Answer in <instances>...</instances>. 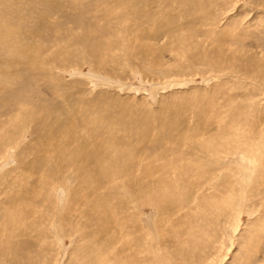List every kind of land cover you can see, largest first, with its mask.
Masks as SVG:
<instances>
[{
	"label": "rangeland",
	"instance_id": "obj_1",
	"mask_svg": "<svg viewBox=\"0 0 264 264\" xmlns=\"http://www.w3.org/2000/svg\"><path fill=\"white\" fill-rule=\"evenodd\" d=\"M13 1L0 0V47L20 42L9 21L28 1ZM36 1L90 5L82 19L75 16L79 24L92 21L85 35L101 33L103 48L89 58L76 45L82 24L62 16L66 8L62 15L53 9L46 23L55 36L35 44L44 52L42 78L26 75L25 82L32 104L41 99L45 110H59L44 113L42 139L15 132L17 141L0 155V264H264V0ZM145 42L159 46V55ZM7 60L0 52V75L7 68L13 77L23 63ZM14 111L20 126L24 117ZM86 139L107 150L102 158L115 168L107 178L92 166L93 174L77 180L63 159L49 161L56 149L66 153ZM48 141L53 147H40L50 153L47 165L34 168L43 156L35 145ZM209 141L215 150L195 147ZM195 161L202 163L193 168ZM56 165L53 176L45 172ZM25 203L34 205L35 220L13 211ZM15 213L20 228L11 223L19 230L9 231L5 220Z\"/></svg>",
	"mask_w": 264,
	"mask_h": 264
},
{
	"label": "bare ground",
	"instance_id": "obj_2",
	"mask_svg": "<svg viewBox=\"0 0 264 264\" xmlns=\"http://www.w3.org/2000/svg\"><path fill=\"white\" fill-rule=\"evenodd\" d=\"M15 1V5L21 1H26V0H14ZM13 1V2H14ZM28 1V4H27V7L25 9H22V8H15L16 10V19L15 21L14 20H11L9 21V25H17L18 28H19V34H16L14 37L16 39H19L20 38V42L18 43H10V44H5L4 46L0 47V52H5L6 54H8L9 58L10 59H13L12 61L8 62L9 60H7L8 63H18V65H20V63H23L21 66H20V69L17 70L15 69L12 70L13 73L15 74L13 77L11 76L10 73H8V69L5 71V70H2L3 72H5V74H1L0 75V94L1 92L3 93L2 95H4V93H6V96H4L5 100L6 101H3L6 106V108L0 112V116L2 115H5L7 117V121L4 120V125L1 127L0 125V150L3 151V153L0 152V155L3 154L5 155V151L7 149L8 146H11L13 145L17 139L14 137L15 135V132L19 133V137H22L23 138V132L26 133L27 135V132H29V134L31 135V137L33 136L34 137V140L35 141H38V139H42V135L44 134L43 131L46 129V127L48 126V118L44 115L45 114H50L52 115L53 111L57 112L59 109L55 108L54 106L51 108V110H45V108L48 107L47 103L46 102H43V100L39 99V101H37V103L35 102L34 104H32V98L30 97H27L26 94L27 92H30L31 88L29 86H26L27 83L25 82V78L26 75L28 77L31 76V78L35 79L36 80V76L38 75H42V72L38 66L43 62L42 60V52L40 49L38 51V45H35V44H42V39L44 40H47V41H51V38H52V34H54V29L53 31H51L52 27L51 25L47 24L46 21L47 19L50 17V15H52V11L53 9L55 8L54 6H52L53 4L52 3H45L44 1H39L37 2L36 0H27ZM89 1V0H88ZM85 2V1H84ZM91 2V1H90ZM117 4V3H116ZM44 6H46L45 8H43ZM90 5H85V4H80V6H77V5H71V3H67L65 5H62L60 6L59 8H55L54 11L57 12V10L59 11V14L62 13V11L64 10V8H66V11L68 12V16L67 15H62L64 16L65 18L69 19L72 21V23L74 24L75 27H79L81 24V28L80 30H83V35H82V38L79 37L80 40L77 41L76 45H79V47L81 48H84V51L85 53L89 54V58H91L92 60L98 56H100L102 53V46H101V49L99 47V45H101V40L100 38H102V36L100 37L101 33H99V35L96 37H93L91 38V35L87 36L85 35L86 32H88L89 30V25L92 24V21L90 22V24H79V19H82V14L86 11H88V7ZM93 6V5H91ZM101 6V5H100ZM99 6V7H100ZM120 7V5H119ZM98 8V7H97ZM104 8V7H103ZM13 10V9H12ZM72 10H75L76 13H73ZM94 10V9H93ZM9 12V11H8ZM51 13V14H50ZM58 13V12H57ZM56 13V14H57ZM75 15H78L79 19L75 16ZM119 17V16H118ZM168 17V16H167ZM162 18V17H161ZM169 18V17H168ZM167 19V18H166ZM171 19V18H170ZM112 20V19H111ZM147 20V18H146ZM164 20V19H163ZM139 21V20H138ZM165 21V20H164ZM167 21V20H166ZM165 21V22H166ZM175 21V19H174ZM168 22V21H167ZM166 22V24H167ZM109 23V22H108ZM46 24V29L47 30H44L43 29V26ZM76 24H79V25H76ZM95 24V23H94ZM157 24V22L155 23ZM173 24V23H172ZM171 24V25H172ZM107 25V24H106ZM158 25V24H157ZM160 25V24H159ZM91 26H94V25H91ZM55 27V26H54ZM75 27L73 29H75ZM51 28V29H50ZM156 28V26H155ZM171 28V27H170ZM109 29V28H108ZM60 30V29H59ZM145 30V29H144ZM161 29H159L158 31H155V30H151V34H154L156 35L157 32L158 33H161L160 32ZM167 30H169L167 28ZM101 32H104V31H107L106 29V26L104 27H101L100 29ZM99 31V32H100ZM173 31V30H172ZM148 32V30L146 31ZM166 32V31H165ZM50 33V34H49ZM65 33V32H64ZM90 33V32H89ZM88 33V34H89ZM109 33V32H108ZM47 34H49L47 36ZM56 34V33H55ZM54 34V36H55ZM145 35H149L148 33H144ZM144 35V36H145ZM173 36V35H172ZM100 37V38H99ZM104 38V37H103ZM102 38V40H104ZM175 39V38H174ZM72 40V39H71ZM122 40V39H121ZM155 40V39H154ZM178 40V38L176 39ZM143 40H141L142 42ZM145 41V40H144ZM44 42V41H43ZM149 43V42H148ZM148 43H144L145 45V49L150 51L151 49L154 48L153 52H155L156 54L159 55V50L160 48L158 49L159 46H157V48H155V46L153 47L152 44H148ZM155 43V42H153ZM53 45V44H51ZM113 45V43H112ZM156 45V44H155ZM56 46V45H54ZM66 46V45H65ZM148 47V48H147ZM153 47V48H152ZM25 48V49H23ZM41 48V47H40ZM88 48V49H87ZM46 50V49H45ZM41 51V52H40ZM98 51V54L96 53ZM39 52V54L37 55H40L41 58H39L37 55H35V53ZM46 52V51H45ZM151 52V51H150ZM30 53V55H29ZM51 56V55H50ZM114 56V55H113ZM157 56V55H156ZM159 58V57H158ZM98 60H100V58H97V61L96 63L98 62ZM7 63V64H8ZM155 63V62H154ZM5 64V66L7 65ZM156 64V63H155ZM3 65V64H2ZM13 65V64H12ZM16 64V66H18ZM27 65V66H26ZM98 65V64H97ZM96 65V66H97ZM154 65V64H153ZM4 66V67H5ZM25 66V67H24ZM49 66V65H48ZM3 67V68H4ZM42 67V66H41ZM53 68V67H52ZM0 70H1V66H0ZM10 70V69H9ZM10 72V71H9ZM47 73V72H46ZM52 74V73H51ZM13 75V74H12ZM41 75L39 77H41ZM44 75V74H43ZM53 75V74H52ZM54 76V75H53ZM38 77V78H39ZM42 78V77H41ZM14 86V87H12ZM26 86V87H25ZM16 87V88H15ZM15 88V89H13ZM21 88V89H20ZM27 88V89H25ZM16 89H20L18 94L17 93H14L12 95V92L13 90H16ZM29 89V90H28ZM24 91V94L21 95V92ZM7 93L10 94V97H7ZM1 95V97H2ZM9 96V95H8ZM30 103V106L28 108H22V104L24 103ZM39 102V103H38ZM2 103V102H1ZM69 103V102H68ZM101 103V102H100ZM56 105V104H55ZM70 106V105H69ZM71 111L72 113L74 114L76 111H75V102L71 103ZM77 109V108H76ZM13 110H16L15 113H17V116H20V115H23L24 119L22 118L23 120V124L22 125H18L20 123L17 124V118L16 116L14 115V117L11 115V112ZM78 112V111H77ZM104 115V114H103ZM132 115V114H131ZM55 115L54 116V121L55 122H58V119L59 117ZM52 117V116H51ZM79 117V116H77ZM21 118V117H20ZM19 121V120H18ZM71 121V120H70ZM89 120L88 119H83V123L84 124H87V123H90L88 122ZM112 121V120H111ZM60 122V121H59ZM104 122V121H103ZM76 123V121L74 122H71L70 124L71 125H74ZM126 123V122H125ZM54 124V123H53ZM102 124V123H101ZM114 124V123H113ZM18 125V127H16ZM76 125V124H75ZM88 125V124H87ZM91 125V124H90ZM89 125V126H90ZM81 126V125H80ZM101 126V125H100ZM62 128V125L59 129ZM105 128V127H103ZM90 129V128H89ZM100 129V128H99ZM124 129V128H123ZM55 130V131H57ZM52 134L50 137H48L49 139H51L50 141H53L54 138H57V135H58V131L57 132H54V131H51ZM96 133V132H94ZM93 131H90L89 132V137L90 139H94L92 137H94V134ZM4 134V135H3ZM147 134V133H146ZM167 134V133H166ZM143 135V134H142ZM141 135V136H142ZM41 136V137H39ZM46 136V135H45ZM111 136V135H110ZM140 136V137H141ZM145 136V135H144ZM143 136V137H144ZM163 136V135H162ZM161 136V137H162ZM53 137V139H52ZM97 137V136H96ZM160 137V136H159ZM68 138V137H67ZM149 138V137H148ZM158 138V137H156ZM21 139V138H19ZM69 139L71 140L72 138L69 136ZM68 139V140H69ZM97 139V138H96ZM99 139V138H98ZM141 140V139H140ZM50 141H48L47 144H43V142H40L38 144H36L35 146H39L37 149H40L43 153V156H39L37 157L38 159L35 160V162L33 163L35 165V163L37 162V165L34 166V168H42L44 166H46L47 164H45V157H47L50 153L45 149L46 147H53V143H51ZM75 141V140H74ZM98 141V140H97ZM212 141V140H210ZM208 142V145L207 146H203V145H200L196 142L197 146H195L196 148L198 146H200V150H202L201 152L203 151H213L217 148V144L216 143H213V142ZM69 142V141H68ZM67 142V143H68ZM73 142V141H72ZM96 142V140H95ZM94 141H89V139H86L85 141H82L79 145H77L76 147H80L81 149H77V148H73L71 149L69 152H66L64 153V151H62L60 148L59 149H56L54 152H52V155H49V161H53L54 162H57L56 160H60V159H63V160H60L61 162H64L65 166L69 169H72L70 171V174H75V178L80 179L82 178L83 180L86 179V176L87 175H91L92 172H94V170L92 171L91 167L92 168H96L97 171L101 172L97 175H101L100 177H102V175L104 176V178H107L106 176L108 175L109 172L113 171L115 168H113V170L111 169L110 167V163L106 162L105 161V157L102 158V155L107 156L105 150L104 149L103 151L99 152L97 151L94 146H91L89 147V144L90 143H95ZM125 142V141H124ZM100 143V142H98ZM50 144V145H48ZM96 144V143H95ZM125 144V143H124ZM45 145V148H40L41 146H44ZM112 145V144H111ZM20 146V145H19ZM33 146V147H35ZM124 146V145H123ZM128 146V145H127ZM27 146L24 145L23 147V150L26 148ZM121 147V146H120ZM125 147V146H124ZM123 147V148H124ZM47 148V149H48ZM68 148V146L66 147ZM66 148H64L66 150ZM250 148V147H249ZM50 149V148H49ZM116 149V148H115ZM244 149V148H243ZM242 149V150H243ZM43 150H46L47 153H44ZM57 150H59L57 152ZM241 150V151H242ZM107 151V150H106ZM111 151V150H109ZM198 151V150H197ZM255 151V150H254ZM207 152V153H208ZM68 153V154H67ZM111 153H114L113 155L116 156L117 154V150L116 152H113L111 151ZM250 153V152H249ZM254 153V152H253ZM261 153V152H260ZM130 154V152H129ZM209 154V153H208ZM206 154V155H208ZM2 155V156H3ZM110 155V154H109ZM53 156V157H52ZM176 159V158H175ZM180 160V159H179ZM256 160V159H255ZM59 161V162H60ZM252 161V160H251ZM48 162V161H47ZM112 162V161H111ZM178 162V161H177ZM181 161L179 162V165H180ZM193 163V162H192ZM200 163H202L201 161H195L193 164H191V166L194 168L196 167V164L199 166ZM176 164V163H175ZM184 165H186L184 163ZM86 166L88 168H86ZM57 167L58 165L55 166L54 169H52V167H49L46 171L45 170H39V171H45L46 173H49L50 176H53V174H55V170L57 171ZM110 167V168H109ZM117 167V166H116ZM65 168V167H64ZM180 168V167H179ZM45 169V168H44ZM178 169V168H177ZM68 170V169H67ZM121 171V169H119ZM38 170H35V172H37ZM59 172V171H57ZM114 172V171H113ZM123 172V171H122ZM43 173V172H42ZM41 173V174H42ZM46 173L45 175L43 174L42 176H44V178L46 179ZM116 173V172H115ZM68 174V173H67ZM93 174V173H92ZM204 174V173H203ZM23 175V174H22ZM110 175H113V174H110ZM205 175V174H204ZM24 176V175H23ZM28 176V175H27ZM41 176V177H42ZM95 176V175H94ZM92 175V177H94ZM202 176V175H201ZM40 177V178H41ZM48 177V176H47ZM71 177V176H70ZM69 177V178H70ZM96 177V176H95ZM209 177V176H208ZM43 178V179H44ZM89 179V178H88ZM87 179V180H88ZM98 180V179H97ZM83 185H82V188L83 190H87L88 189V183H84L82 182ZM91 183V182H90ZM87 184V185H86ZM86 185V186H85ZM94 186V191L98 190V185L95 181V184H93ZM111 189V188H110ZM90 190V189H88ZM79 193V192H78ZM19 194V192L17 193V195ZM20 195V194H19ZM18 195V196H19ZM21 196V195H20ZM78 197V196H77ZM79 198V197H78ZM15 199V196L14 197H10L9 198V201H13ZM8 201V202H9ZM33 201V200H32ZM31 201V202H32ZM82 202H85L84 199L82 198V200H80ZM172 201V200H171ZM18 203V202H17ZM26 204V203H25ZM33 204H26L25 205V209L23 208V210H13V211H26L27 214H29L28 216H30V218H32L31 221L35 220V214H36V211L34 212L33 211ZM13 207L10 205L8 212H11L12 210H10V208ZM8 208V207H7ZM15 209V207H13ZM6 210V209H5ZM20 213V212H19ZM18 213V214H19ZM17 213L15 214H9V216H7L6 220H5V223L7 225V227L11 228L9 231L11 230H19V226L15 224L14 220L17 216H18ZM22 215V214H21ZM27 216V215H26ZM33 216V217H32ZM18 219V218H17ZM17 221H20V220H16V223H18ZM21 222V221H20ZM11 223H13V225L15 226H18V227H13L11 225ZM30 225L32 223L28 222ZM27 224V223H26ZM12 226V227H11ZM25 227H27L25 225ZM29 229V227H28ZM27 229V230H28ZM14 235H16L14 233ZM13 235L10 233L8 235H6V240L7 239H10ZM119 254V253H118ZM18 255V253H17Z\"/></svg>",
	"mask_w": 264,
	"mask_h": 264
}]
</instances>
